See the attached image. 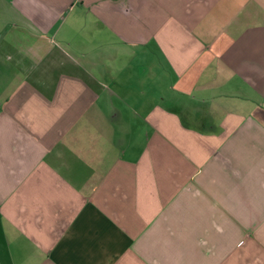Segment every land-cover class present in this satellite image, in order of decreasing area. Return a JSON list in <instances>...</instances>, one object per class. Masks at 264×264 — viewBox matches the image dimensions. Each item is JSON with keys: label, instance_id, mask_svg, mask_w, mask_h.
Instances as JSON below:
<instances>
[{"label": "crops", "instance_id": "obj_1", "mask_svg": "<svg viewBox=\"0 0 264 264\" xmlns=\"http://www.w3.org/2000/svg\"><path fill=\"white\" fill-rule=\"evenodd\" d=\"M0 264H264V0H0Z\"/></svg>", "mask_w": 264, "mask_h": 264}]
</instances>
